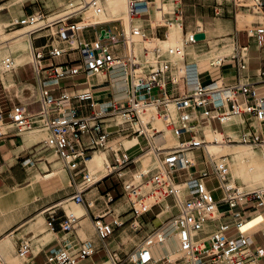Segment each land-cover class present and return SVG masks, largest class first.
<instances>
[{"label":"built area","instance_id":"built-area-1","mask_svg":"<svg viewBox=\"0 0 264 264\" xmlns=\"http://www.w3.org/2000/svg\"><path fill=\"white\" fill-rule=\"evenodd\" d=\"M79 2V6L87 4L86 0ZM231 2L235 9L260 10L264 21V0ZM91 3L96 6V0ZM152 3L153 0H130V27L122 20L97 23L91 26L103 27L93 39L81 35L91 26L80 28L79 21L69 22L76 16L74 13L60 18L55 23L57 29L50 33L47 51L44 47H34L31 41L30 64L39 88V110L32 113L23 104H15L5 111L0 106V137L10 135L13 129L19 133L34 128L44 129L47 134L45 147L55 150L64 163L69 185L73 188L70 199L83 205L87 211L93 209L97 202L104 205L103 210L92 217L96 238L82 240L75 250L67 243L53 247L46 254L45 264H78L80 260L98 253H104L113 264H127L118 250L112 247L111 236L128 223L134 230L153 226V221L144 223L141 217L157 206L160 211L156 218L166 206L171 208V215L166 223L164 221L148 230L137 248V258L131 255L130 264H173L168 256L156 260L153 251L157 241L173 233L182 250L181 257L177 259L179 263L262 264L264 247L257 243L255 236L258 233L264 236V230L246 235L242 226L249 221L250 215L264 218V191L242 192L229 184L230 162L207 152L205 126L212 119L223 125L230 115L241 116L244 118L240 123L241 142L264 147V91L256 83L242 81V71L244 74L248 70V57L242 60L234 57L238 80L226 85L217 80L203 83L195 72L194 64L185 60L174 63L161 55L154 44V37L134 23L136 18L149 12ZM36 14H26V18L13 25L29 24ZM176 17L183 18V12L178 9ZM48 26L52 27L48 23L30 30V36ZM247 33L248 37H255L258 44H264V23L253 32L247 30ZM194 42L193 36L187 33L184 43ZM183 49L184 45L176 46L170 49V53H181ZM152 54L157 58L155 65L147 63L148 56ZM63 58L67 60L62 61ZM46 59H49L47 64ZM58 59L62 60L57 63ZM142 64L147 65L145 74L138 72ZM2 66L0 78L6 72L15 73L20 65L16 66L14 58L7 56ZM116 67L122 69L129 83L128 95L122 100L114 97L110 79V73ZM99 74H105L101 84L91 83L90 78ZM261 76L264 79V69ZM78 78H84V81L78 83ZM64 80L72 82L63 84ZM98 86L109 90L108 96L97 95ZM239 96L243 101H239ZM171 105L175 113L171 111ZM151 107L156 111L149 115ZM156 120L162 122L163 128L156 124ZM253 121L257 122V127ZM164 129L177 136V147H156L153 139H160ZM123 133L125 137L142 138L156 158L157 166L150 175L151 170L142 173L138 180L122 182L123 197L127 198L129 206L128 210L117 212L112 204L118 199L110 190L98 196H87L107 176L95 180L87 161L97 150L109 149L114 161L111 173L116 171L122 178L124 169L136 161L128 154L127 148L121 152V147L110 146L112 137ZM226 137L229 142L235 141L228 135ZM194 152H200L199 161L190 155ZM196 165H203L198 172L192 171ZM209 177L219 181L224 194L221 198L215 199L213 189L208 188L206 179ZM220 202L226 204L228 211L216 216ZM79 220L66 211L61 217L57 216V210H52L47 224L54 230L55 223L59 222L62 231L72 233ZM208 224L211 229H206ZM169 225L173 227L171 232L166 231ZM16 250L25 264H36L32 261L35 254L30 237L21 239ZM0 264L7 263L0 257Z\"/></svg>","mask_w":264,"mask_h":264},{"label":"crops","instance_id":"crops-1","mask_svg":"<svg viewBox=\"0 0 264 264\" xmlns=\"http://www.w3.org/2000/svg\"><path fill=\"white\" fill-rule=\"evenodd\" d=\"M25 1H27V0H9L7 3H3L2 5H0V7L6 8V6H5V4H6L7 6L13 8V12L15 10H18L20 13H22L24 16H26V14H32L34 12V8L32 6H30L28 8L26 7V9L24 10L23 4ZM33 1H36V0H33ZM52 1L57 4V2L63 3L66 0H52ZM86 1L88 2L90 0H86ZM98 1L106 4V0H98ZM173 1L178 2L179 0H173ZM180 1H182V0H180ZM129 2H130V0H128L126 2V12H125L126 20H123V18H120L119 15L116 17H113V16L117 15V13H120V15H123L124 14V8H123L122 10H118L115 13H110V14L107 13L106 16H104V17L109 18V19L106 21H102V22H98V21L94 20V18L99 15V14H97L94 16L93 22H92L85 15H86V13L93 11V9L83 8L84 5L79 6L78 5L80 3L79 0H69L70 5H68V6H70V8L78 6L77 8L72 9L74 11H72L70 13H66L67 10H69L66 7L63 10H61L59 13L51 14L47 18H43L41 16L40 21H45V24H43V25L50 23L53 26L55 23L59 22L60 18H65L64 16H67L71 13H74L75 15H78L79 13H83L82 19L78 22L79 26L87 27V26H91V25H94L97 23L109 22V21H113V20H122L123 23L127 27H130L131 23H130V18H129V14H128ZM222 3L223 2H220L219 4H222ZM164 4H166V9H171L172 5H173L171 0H153V3L150 7L149 12L141 15L140 18H136L134 20V23L136 26H142L147 34H149L151 37H154V39H153L154 44L158 47L161 55L170 59L174 63H176L177 61H180V60H182V61L185 60L189 64H194L197 68L199 78L203 83H208L210 81L217 80L220 83H223V84L225 83L226 85H228V84H234L238 80L237 61H236V59L234 60V58H233V56L235 54L236 47H237V45H239L241 47L247 46L248 47V70L244 73V77H245L244 82L256 83L257 84L256 86H258L259 89L264 91V82L261 83V81H264V79L261 76L262 70L264 69V44L260 45L256 42H253V41L249 42L250 40H248L249 43L246 45H243L241 43V37L239 36V34L242 30H248L249 28L257 27L256 26L257 23H259V22L262 23L263 22L262 15H260L258 12H256L255 14L249 15L248 17H246L245 15H241V14L239 15V18L236 19L234 36L230 37V40L233 41V44H234L233 47H235V50H234V48H231L232 47V45H231V46L216 47L213 51H205V49H202V44L200 43L201 40H197V42H195L193 44H185L186 46L190 45L189 46L190 48H188V49L184 48L181 51V53H175L174 54V53H170V50H166L164 52L162 50L160 44H163L165 49H167L166 40L168 39L170 41V43H172V48H175L176 46H182L181 40L183 37L185 38L187 33L188 34L193 33V34H197V35L198 34L201 35L202 33H204V34L208 35V31L203 27V23L201 21H199L195 27H193V25L191 24L186 31L184 28V23H183L182 17H179L178 19H176L175 24L172 23V21L166 20V15L163 14V12L165 10ZM58 7H61V5H58ZM78 10H80V11H78ZM63 13H66V14H64L62 17H60V15H62ZM159 14H160V16H159ZM110 15H111V17H110ZM159 17L161 18V20H163L165 22V24L163 22H160ZM36 24H30L29 26L34 27ZM43 25H41V26H43ZM37 27H40V26H36L34 28H37ZM49 27L50 26L45 27V28L33 33L31 36H30V30H32L34 28L29 29L26 34H28V37H29L28 41L30 42V45L28 46L29 48H27V50H24L22 52L25 61L23 63L17 65V66H19V65L20 66L17 68L15 73H11L9 75H7V74L3 75L2 74V77L0 78V106L3 107L5 109V111H9V109L12 106H14L15 104H23L32 113H35L39 110V108H40L39 88L37 85V80L35 78L32 66L29 62L30 61L29 57L31 58V53H30L31 41H32V44L34 47H44L45 51L48 50V49H46V45L49 44V42L51 40L50 39V33L54 29V27H52V28H49ZM102 27H103L102 25L91 26V27L85 29L83 32H81V35H83V37H85V38L93 39L95 37V35L97 34V32L100 29H102ZM6 28H8V27H6ZM4 33L10 34L9 32H6V31ZM222 40H225V39H222ZM2 50H4V52H0V56H2L4 54L9 55L10 51H12L14 53L19 52V51L14 50V47L13 48L5 47ZM227 50H232V52L229 56L221 58L219 62H213L218 58V56L220 57L221 53H223ZM253 57L256 59L254 62L255 66L251 67ZM156 62H157V58L153 54L148 56L147 63L155 65ZM234 62H235L234 67L224 66V65H228V63H234ZM45 63L46 64L49 63V59H46ZM28 64H30V66H28ZM211 65L213 67H211ZM142 66L147 71V65L142 64ZM217 66H219V68L215 69V67H217ZM221 66H222V68H220ZM21 68H28L29 71L31 72V75L27 78H22L20 76V69ZM233 68H234V71H232ZM104 77H105V75H94L90 78V82L94 83L95 85H100L101 81ZM123 78L125 79V83H126V87L124 89H121L120 87H118L117 80H115L111 83L113 86V90H114V97L117 100L124 99L126 97V94H127V90H128L127 76L124 75ZM83 81H84V78H82L78 81L76 80V82H78V83L79 82L81 83ZM100 88L101 87H99V86L96 88L97 89L96 90L97 95H100L103 97L108 96L107 93H110V91L105 90V89H100ZM170 108H171V111L173 113H175L174 107L170 106ZM215 113L216 112L213 113L214 116H215ZM229 117H233V120H231L232 121L231 127L238 125L239 131H240V123L244 122V118H242L241 116H238V115H230ZM214 121L215 120H213V119L210 120V122L207 123L205 126L206 142H222V143H225V142H227L226 135L230 136V135L236 133V130H234V133H230L228 131V127L225 126V123L222 125L223 129H219L217 127H214L213 126ZM156 124L159 127L163 128L162 127L163 124L160 120L158 122H156ZM160 124H162V125H160ZM253 125L255 127H257L258 124H257V122L253 121ZM168 132H171V131L164 129V135L160 139H157L156 142H154L156 147H164L166 149H172L173 148L172 145L175 143H178V138L175 137L174 134L172 136ZM15 135H17V133H15V134L12 133L8 136L0 137V171H1V179L0 180L2 181L0 186H3L1 189L4 190V191H2V193H6L7 192L6 190H8L9 188H14V186H16V185H13V186L7 185V184H10V181L21 183L23 181H27L28 179H30L33 174H38L36 172H33L34 170L32 171L31 166L28 169V166L29 165H35L36 164L35 162H33L32 164H29V165L27 163H23V165L24 164L26 165V170L24 171L22 166H18V162H17V164H13L12 161L15 160L14 156L19 155L24 150L31 149L33 147H36L41 142H44L45 139L43 141H39L41 138H43L42 131H38V132L31 131V132L27 133L26 136H24L23 138L21 137L20 139H15L14 138ZM121 136H123V134L115 135L112 137L111 142H110V144H111L110 146L112 148H115L114 144L119 143L117 138L121 137ZM208 137H210V138L213 137V138L210 140ZM134 138L136 139V142H134L127 149H128V154L131 157L137 158L136 159V162H137L139 160L138 159L139 151L141 152L144 150V148L141 145V142H144V140H142V138H136V137H134ZM163 138H165V139H163ZM215 139H218V140H215ZM219 139H221V140H219ZM235 142H236V140H235ZM138 143H140V144H138ZM144 143H146V142H144ZM121 145H124V144L123 143L119 144V146L121 147V152H123L126 149V147L124 145L125 148H123ZM245 145H247V144H245ZM223 146L230 149V148L234 147L235 144H233V145L223 144ZM146 147H148L147 144H146ZM116 149H118V148H116ZM31 152H33V151L31 150ZM98 152H103L106 154V157L108 160L106 163V166H107V168L110 169L108 173L103 174V170L96 167V169H95L96 174L101 171V176L98 178V180H99V179L103 178L104 176L108 175L109 173H111L113 171V165L111 164V162L108 159L109 157L112 158V151L111 150L97 151V152H95V154ZM147 152L152 154L151 151H147ZM190 155L193 156L194 160H196V161H199L201 159V154L199 152L198 153L194 152ZM22 156H23V154L20 155L18 158H21ZM29 159L33 161L32 158H29ZM39 160H40V158H39ZM147 161L149 163L146 165ZM149 164H150L149 160H147V159L143 160L141 162V168H143L142 170H145L146 168L148 169ZM88 165H89V163H88ZM2 167H4L5 169L2 170L1 169ZM89 168H90V166H89ZM53 170H55L54 167H53ZM142 170H141V172H142ZM59 172L61 173V171H59ZM141 172H139V174H136L137 178L140 177ZM109 179L110 178L106 179V181H110ZM102 184H103V182L99 183L95 188L98 190L99 193H101V192L105 193L106 191H108L106 188L102 187ZM17 185H19V184H17ZM57 190L54 192H57ZM54 192H51V193H54ZM118 201H119V199L117 200V202ZM117 202L112 204V208H114L116 210H121L122 206L119 208H116V206H118ZM24 206H25L24 204H21V206H19L16 211L8 214L5 222L4 223L0 222L2 227L3 226L5 227V225H8V224H12L18 218V216H21L22 214H24V212H25ZM55 207H58V206L53 205V206L48 207V208L53 209ZM103 208H104V205L102 204V202H98L97 205L91 210L87 211L85 208V213L82 216H80V220L78 223L79 227H80L79 231H80V229H82L84 234L86 233V235L88 237L92 236L93 232H94L93 231L94 224L89 219L87 214L89 213L90 217H93L94 213L100 212L101 210H103ZM166 209H171V208L167 207ZM8 210H15V207L8 208L6 205L4 206L0 202V215L4 214L5 213L4 211L7 212ZM225 210H227V208L225 206H221L220 211L223 212ZM46 212L47 211H45L44 213H46ZM42 214H43V212H42ZM162 214L163 213L159 214L157 218L155 217L156 216L155 215L154 216L155 219H151V220H153L154 224L159 223L161 221L160 215H162ZM250 214H252V213H250ZM145 215H143L141 217V221L144 223L146 222V220L144 219ZM8 220H11V221L9 222ZM28 222H30L31 225H29V231L27 233H29V232L35 233L34 229H36V226H34L32 224L31 220H29ZM147 222H150V220H148ZM55 226H56V228L47 234H45V232L37 233L38 234L37 236H41L38 239L39 240L38 245H37V242H35L33 239L34 234L30 237V239L32 241L33 253L35 254L33 259H32V261H34V263L39 264L37 262L38 257H40L41 255L46 257V254L49 252V250L52 249L53 247L57 246V245L59 246V245L65 244V243H67L68 240L71 241L74 238L76 239V241L78 243H80L83 240V239H81L82 237L80 236V233L78 232L77 228L74 232H72L74 234V238H70L72 236V235H70L71 233H66V232L62 231L59 227V222H56ZM6 227L2 228V230L3 229L4 230L0 233V236L5 231H7L9 229V228L7 229ZM30 228L33 230H31ZM260 229L264 230V218L254 214V215H250L249 221H247L246 226L243 228L242 231L246 235H252V234L256 233L257 231H259ZM144 232H146L145 229L143 231H141L140 233H138L136 236L139 237L142 235L141 237L143 238L145 236ZM14 233H15V231H14ZM42 234H45V235L42 236ZM62 234H64L63 237H61ZM17 236L18 235H16V234L14 236L15 249H16V245H18L19 241L22 239L21 237H17ZM8 237L10 239H12V233L1 237L0 241L5 239V238H8ZM47 237H50V240H48L47 242H44V240ZM42 241L44 242V244L40 245V242H42ZM259 245H261V244H259ZM37 246H39L40 248L36 250ZM261 246H263V245H261ZM177 248H178V246L176 245V246H174V248H173L174 250H172V251L165 250V251H162L161 254L156 252L155 253L156 258L160 259L164 256H168L170 253L175 252L177 250ZM12 250H13V239H12V244H11L10 249H9V254L14 256L12 253ZM155 251H156V248H155ZM16 255H17V253H16ZM96 255H101V254L98 253ZM96 255L82 259V260H80L81 262L80 261L79 262H80V264H97L98 262L107 259L104 256H100L99 258L96 259L95 258ZM179 256H180V254H176L172 257H169V256L168 257L173 264H178L177 259ZM0 257L3 258V260L5 261L4 257L1 256V254H0ZM45 261H46V258H45ZM24 264H25V262H24ZM42 264H45V262ZM179 264H182V263H179Z\"/></svg>","mask_w":264,"mask_h":264},{"label":"rangeland","instance_id":"rangeland-1","mask_svg":"<svg viewBox=\"0 0 264 264\" xmlns=\"http://www.w3.org/2000/svg\"><path fill=\"white\" fill-rule=\"evenodd\" d=\"M8 1L9 0H0V5H2L3 3H7ZM171 1L173 3L171 9H166V4H164L165 10H164L163 14L166 15V20L172 21V23L175 24V20L178 19L176 17L177 10L179 9L183 12V23H184V28L186 31L191 24L193 25V27H195L197 25V23L199 21H201L203 23V27L208 31V35H206L204 33H202L200 36H197L196 34H194V35L197 38V40H201L200 43L202 44V49H205V51H213L216 47L231 46V45H232L231 48H234L233 47V45H234L233 41L230 40V37H233L234 33H235L237 14L240 13L241 15H245L246 17H248L249 16L248 14L251 13V10H248V9H240V8L235 9L231 0H182V1L179 0L178 2H174L173 0H171ZM248 1L250 2V0H248ZM220 2H223V3L219 4ZM100 3L101 2H99V4ZM58 5H61V7H58ZM68 5H70L69 0H66L63 3L57 2V4L55 2H53L52 0H36V1L27 0L23 4V9L25 10L26 7L28 8V7L32 6L34 8V12L37 13L36 16L41 15L43 18H47L51 14L59 13L61 10H63L66 7L69 9V10H67L66 13H70V12L74 11L72 9H75L78 7V6H76V7L70 8V6H68ZM5 6H6V8L3 7L2 9H0V18H1L0 19V38L1 39L0 40L1 41L6 40L8 38H11V37L16 36V35L21 34V33H26L29 29H32V28L37 26V24L34 27L29 26V24L24 25V26H14V25L9 26L13 22H16L17 18H19L21 20L22 18H26V16H24L18 10H15L13 12V8L7 6L6 4H5ZM100 7H101V4H100ZM216 7H218V9H217L218 13H216ZM125 8H124V14L123 15H120V13H117V15H115L113 17H116L119 15L120 18H123V20H126V17H125L126 9ZM66 13H63L62 15H60V17H62ZM97 14H100V15H98L99 17L97 16L96 18H94V16ZM103 14H104V10L102 9L101 13H94L93 11H90V12L86 13L85 16H87L89 18V20L92 19L91 20L92 22H93V18L95 21L102 22V21H106L109 19L106 17H101V15H103ZM82 16H83V13H80V14L76 15L75 17H73L71 20H69V22L80 21L82 19ZM159 16H160V14H159ZM110 17H111V15H110ZM159 20H160V22H163L165 24V22L163 20H161L160 17H159ZM56 26H57V24L52 26V27H54L53 31H55L57 29ZM256 26L257 27L261 26V22L257 23ZM6 27H8V28H6ZM52 27H49V28H52ZM5 31L9 32L10 34H5L4 33ZM247 35H248L247 30H242L239 34V36L241 37V43L243 45H246L251 41L258 43L257 39L255 37H248ZM222 39H225V40H222ZM248 40H250V41L248 42ZM184 41H185V38L183 37L181 40V42H182L181 45L182 46L184 45L185 49L190 48L189 47L190 45L186 46ZM160 45H161V48L164 52L166 50H170L172 48V43H170V41L168 39L166 40L167 49H165L163 44H160ZM0 52H4V50H2V48H0ZM30 53H31V51H30ZM7 56H9V55L4 54V55L0 56V69H2V60ZM29 60L30 61L32 60V54H31V58L29 57ZM61 60L58 59L57 63H59ZM65 60H67V59L63 58L62 61H65ZM234 60H235V58H234ZM255 60L256 59L253 57L251 67L255 66V64H254ZM213 62H215V61H213ZM234 65H235V62L234 63H228V65H224V66L234 67ZM28 66H30V64H28ZM222 66L220 68H222ZM211 67H213V66L211 65ZM217 68H219V66L215 67V69H217ZM232 71H234V68L232 69ZM6 74L9 75V74H11V72H6L3 75H6ZM30 75H31V72L29 71L28 68H21L20 69V76L22 78H27ZM123 75H124V73H123L122 69L120 67H116L110 73V79L113 82L116 79L119 80L122 77H124ZM78 80H80V79L78 78L77 81ZM70 82H72V80H64L63 84H68ZM239 101L240 102L243 101L242 96H239ZM213 126L219 128V129H223V126L218 125L216 120L213 122ZM234 130H236V133L232 134L230 136L234 140H236V142H225L224 144L233 145V144L241 143L240 142L241 137H240V131H239L238 125H235L233 128H228V131L230 133H234ZM34 131L38 132L40 130H34ZM25 132L26 131L19 133L16 129H13L10 132V134L19 133V134L15 135L14 138L20 139L21 137L23 138L24 136L27 135V133H29V132H26V133ZM42 133H43V138H41L39 141H43L46 138L45 132L42 131ZM168 133H170L173 136L172 132H168ZM123 136H124V133H123ZM185 137H187V136H185ZM132 138L133 137L131 136L128 139H132ZM208 138L210 140L212 139L210 137H208ZM125 139L126 138L122 139L123 142H119V143L114 144V147L119 148L120 147L119 144L123 143L125 145V147L128 148V146L126 145ZM183 139H184V137H183ZM215 140H218V139H215ZM219 140H221V139H219ZM178 143L173 144L172 147L175 148L178 145ZM215 143H222V142H215ZM242 144H244V143H242ZM141 145L144 148V150L141 152L139 151V153H138V155H139L138 159L139 160L137 162L135 161L134 163H132L131 165L127 166L124 169V173H123L124 176L122 178H120L118 176L117 172L114 171L113 173L107 175L105 178H103V180H101L99 182V183L103 182L102 187L106 188L107 190H110L112 192V194L115 196V198L119 199V201L117 202L118 206H116V208H119L122 206V209L117 210V212H124V211L128 210V206H129L127 198L123 197L124 191H123L122 182L126 181V180H131V179H134V180L139 179V177L138 178L136 177V174H139V172H141V170L143 169V168H141V162L143 160H146V159L149 160L150 164L148 166V169L146 168L145 170H142L141 174L151 170V172H149V175H150L154 171V168L157 166L156 158L153 156V154L147 152V151H149V148L146 147V143L141 142ZM247 145H248L247 147L251 151H254L256 153H262L264 155V150L262 147H254L250 144H247ZM31 150L33 152H31ZM99 151H106V150H99ZM22 154H23V156L21 158H18ZM14 157H15V160L12 161L13 164H17V162H18V166H22L24 171L26 170V165L25 164L23 165L24 161L28 158H32L33 162H35L36 164L35 165H29L28 169L31 166L32 171L34 170L33 172L38 173L37 175H39V176L41 174L40 177L42 179H44L43 177H46L49 173L61 171V173L59 172L58 173L59 175L56 176V177H60V183L57 185V187L54 190H50V191L35 190L34 193H31L30 195H28V197L25 200H22L16 204H12V206L15 205L14 206L15 210H8L6 213L0 215V222L4 223L8 214L16 211L17 208L19 206H21V204L25 205L24 206V211H25L24 214H22L21 216H18V218L12 224L5 225V227L7 226L6 228L7 229L9 228V229L7 231H5L0 236V238H1L7 234L12 233V239H13L12 253L16 258H18L21 261L22 264H24V260L19 258L16 255L17 250L15 249V240H14L15 234L18 235L17 237H21L22 239L29 238L34 234L33 239L35 242H37V245H38V243H39L38 239L41 236H37L38 235L37 233H43V231H45V234H47V233L53 231L47 224L50 211L57 210V216H63L65 214V210H66L67 214H69V213L71 214V212H74L77 208H79L81 206H78L69 200L71 195H72L73 188L70 187V185H69L68 174L65 171L62 162L58 159L55 152H53V149H47V147H45V145H44V142H41L36 147H33L31 149H26L23 152H21L19 155H16ZM214 157L215 158H226L229 160L230 168H231L230 183L232 180L233 181L232 184H234L233 186L239 187V189H241L244 192H252L255 190H259V189L264 190V186L258 185V186L248 187L246 185H242L239 182V180H237V181L233 180V178H232L233 174H234L233 171L235 169L233 167H236V169H238L236 165L232 164V161L234 159L233 158V152H230V151L222 152L220 154L214 155ZM39 158H40V160H39ZM108 159L111 163L113 162L112 163V165H113L114 164L113 159L110 157ZM135 159H137V158H135ZM148 163L149 162L147 161L146 165ZM243 163H245V162H243ZM89 166H90L91 172L94 173V175H95V179L98 180V178L101 176V171L96 174V171H95L96 167L92 166L90 163H89ZM202 166L196 165L192 168V171L198 172L202 168ZM53 167L55 168V170H53ZM98 168H100V167H98ZM1 169L4 170L5 168L2 167ZM33 175H35V174H33ZM108 178H110L109 179L110 181H106V179H108ZM30 180H31V178L28 179L27 181H23L21 183L10 181V184H7V185H9V186L16 185V186H14V188H9L6 191L10 192L11 189L18 190L20 188L28 189ZM206 182H207L208 188L213 189V196L215 199H219L224 195L223 190L219 187L220 183L215 177L207 178ZM1 183H2V181L0 180V184ZM17 184H19V185H17ZM2 187L3 186H0V192L4 191L1 189ZM56 190H57V192H54ZM261 190H259V191H261ZM51 192H54V193H51ZM95 193L97 194V196L100 194H103V192L99 193L98 190L95 189V187H94L88 193L87 196L88 197H91V196L94 197ZM35 194H38V195L35 199H33V195H35ZM169 202H171V199H169ZM53 205L54 206L57 205L58 207H55L53 209L48 208V207H51ZM244 205H246V204L244 203ZM159 210H160V208L157 206L154 208V210L147 213L144 216V219L146 220L145 223H147L148 220L153 221L151 219H155L154 216L156 215V213H158ZM170 210L171 209L165 208V211L163 212V214L160 215L161 221L159 223L154 224L153 226H158L159 224L161 225V223L164 221H165L164 223H166L167 220L169 219L170 215H171ZM45 211H47V212L44 213ZM169 211H170V213H169ZM42 212H43L42 217L43 218L46 217V218H44V220L46 222L43 221L42 225H40L39 227H36V229H34L35 233L34 232L33 233L32 232L27 233L29 231V225H31L30 222H28V221L31 220L32 218H34L39 213H42ZM72 214H74V213H72ZM123 215H127V214H123ZM76 216H78V215H76ZM87 216L93 222V218L90 217L89 213L87 214ZM8 221L10 222L11 220H8ZM93 224H94V222H93ZM153 226L150 227V225H149L150 228L148 226L147 227L143 226L140 230H134L130 227L129 223L126 224L124 226V228L117 229L115 231V233L111 236L110 240L112 242L111 243L112 247L118 250L122 259L127 261V264H130L129 259L132 258L131 255L134 252H137V250H138L137 248L144 238V237L143 238L141 237L142 235L139 237H137L136 235L138 233H140L141 231H143L144 229L146 230V232H144V234L146 235L148 233V230H151ZM5 227L4 226L2 227V225L0 223V233L4 230V229L2 230V228H5ZM76 228H77L78 232L80 233V236L82 237L81 239H83V240L87 239L88 236L86 235V233L84 234L82 229H80V231H79V228H80L79 224H77ZM40 229H41V231H40ZM94 229H93V231H94L93 235L88 237V238H92V239L96 238V234H95ZM31 230H33V229H31ZM14 231H15V233H14ZM45 234H42V236ZM70 235H72L70 238H74L73 233H71ZM63 236H64V234L61 235V237H63ZM255 237H256L257 243L264 246L263 234L258 233ZM48 240H50V237H47L44 240V242H47ZM71 241L73 242V246H74L71 248L73 250H75L79 246V243L76 241L75 238L72 239ZM44 242L43 241L40 242V245H43ZM16 248H17V245H16ZM39 248L40 247L37 246L36 250ZM100 254L101 255H96L95 258L97 259L100 256H104L105 258H107L105 260L100 261V263L101 262H108L109 264H112L111 260L104 253H100ZM181 255L182 254H180L178 259L181 257ZM3 257H4L5 261L7 262V264L8 263L10 264L9 260L5 256H3ZM28 260H29V258L27 259V261ZM37 262L39 264L44 263L45 257L43 255H41L40 257H38ZM177 263L179 264V262H177ZM161 264H169V263H167V262L163 263L162 262ZM262 264H264V260L262 261Z\"/></svg>","mask_w":264,"mask_h":264},{"label":"bare ground","instance_id":"bare-ground-1","mask_svg":"<svg viewBox=\"0 0 264 264\" xmlns=\"http://www.w3.org/2000/svg\"><path fill=\"white\" fill-rule=\"evenodd\" d=\"M127 1L128 0H106V4L100 3L101 4V7H102L101 8L98 0H96V6L93 3H91L92 0H90V1L87 2L86 5L83 6V8H91V9H93V11L95 13H101L102 12V9H103L104 10V14L101 15V17H104V16H106L107 13L108 14L115 13L116 11L122 10L123 8H125L126 7L125 5H126V2ZM2 8L3 7H0V9H2ZM256 12H258L260 15H262V12L260 10H255V12H251L248 15L255 14ZM239 15H240V13L237 14L236 19L239 18ZM262 17H263V15H262ZM19 20L20 19L17 18L16 19V22L19 21ZM40 20H41V15H38V16H36L34 18V21L33 22L29 23V25L30 24H36L37 23V26H41V25L45 24V21H40ZM14 23L15 22H13L12 24H10L9 26L13 25ZM262 23H264V21ZM79 27L80 28H84L85 26H79ZM255 28L256 27L249 28L248 30L250 32H253L255 30ZM26 33L18 34L16 36H13V37L8 38L6 40H2L0 42V48H2V49L5 48V47H9V48H13L14 47V50L19 51V52H15V53L12 52V51L9 52V56H13V58L15 59L14 60V64L16 66L18 64H21V63H23L25 61L22 52L24 50H27V48H29L28 46L30 45V42L28 41L29 40V37H28V34H26ZM188 35L189 36H193V38L195 39V42H197V38L195 37V35L193 33L192 34H188ZM197 36H200V35L198 34ZM187 44H193V43H187ZM234 50H235V47H234ZM231 52H232V50H227V51L221 53L220 54V57L218 56V58L215 60V62H219L221 58L226 57V56H229L231 54ZM234 57H239L241 60L247 58L248 57V47L247 46L241 47V46L237 45L236 50H235V54H234L233 58ZM195 68H196V66H195ZM138 72H141L142 74H145L146 70L141 65L140 68L138 69ZM195 72H197V68H196ZM99 75H105V74H99ZM244 80H245V77H244V74H243V71H242V81L244 82ZM117 85L121 89H124L126 87L125 79L122 77L121 79L117 80ZM127 87H128V90H129L128 78H127ZM128 90H127L126 97L128 95ZM171 106H173V105H171ZM155 111H156V109H154L153 107H151L149 109L148 114L149 115H152L153 114L152 112H155ZM231 120H233V117H228V119H226L224 121L226 127L233 128V127H231L232 126V124H231L232 121ZM158 121L159 120H156L155 122H158ZM160 125H162V124H160ZM34 130H40V131L45 132V130L42 129V128H34V129L28 130L26 132H31V131H34ZM163 133H164V130H163ZM174 136H175V134H174ZM132 137H133L132 139H128L130 137L121 136V137H118L117 139H118V142H123L122 139L123 138H126L125 139V142H126V145L129 147L134 142H136V139L134 138L136 136H132ZM175 137H177V136H175ZM163 139H165V138H163ZM153 142H156V140L153 139ZM227 142H229V141H227ZM233 142H235V141H233ZM240 142H241V140H240ZM242 143H244V142H241L239 144H235V146L233 148L228 149L227 147H224L223 146L224 143L207 142L206 145H205V147H206L207 152L209 154L213 155V156L214 155H217V154H220L222 152H227V151L233 152V158L234 159L232 161V164L236 165L237 168H238V169H236V167H233V168H235L234 171H233V173H234L233 174V177H232L233 180H235V181L239 180V182L242 185L245 184L248 187L258 186V185L259 186H264V155L262 153H256L254 151H251L247 147V145H245V144H250V143H244V144H242ZM250 145H252V144H250ZM121 146L123 148H125L124 145H121ZM157 148L166 149L164 147H157ZM262 148L264 149V147H262ZM47 149H50V148H47ZM100 150H104V149H100ZM108 150L109 149H107L106 151H108ZM97 151H99V150H97ZM53 152H55V150H53ZM55 154L57 155L56 152H55ZM94 154H95V152H94ZM94 154L87 161V166H88L89 171L91 172L88 163H90L94 167H100V169L103 170V174L108 173L110 169L107 168V166H106V163L108 161L107 160V157H106V154L103 153V152H98L95 155ZM57 157H58V155H57ZM58 159L62 162V160L59 157H58ZM243 162H245V163H243ZM26 163L29 165V164H32L33 161L30 160V159H28ZM62 164H63V167H64V163L63 162H62ZM64 169H65V167H64ZM58 173L59 172L49 173L46 177H43L44 179H42L40 177L41 174H40V176L37 175V174H35V175H33L31 177V180H30L29 188L28 189H22V188H20L18 190L11 189L10 192H6V193L0 192V202L4 206L6 205L8 208H11V207L13 208L15 205L12 206V204H16V203H19L22 200H25L28 197V195H30L31 193H34L35 190H38V191H50V190H54L57 187V185L60 183V177H56L57 175H59ZM91 174H93L94 179H95L94 173L91 172ZM232 183H233V181L231 180V183L229 182V184L231 186H233L234 184H232ZM239 190L242 191L241 189H239ZM259 190H261V189H259ZM259 190H255V191H259ZM261 191H264V190H261ZM242 192H244V191H242ZM37 195L38 194L33 195V199H35L37 197ZM69 200L73 202V200H71V199H69ZM73 203H75V202H73ZM75 204L78 205V206H81V207L77 208L74 212H71V214L69 213L68 215L75 216V217L80 218V216H82L85 213V208L83 207V205H80V204H77V203H75ZM221 206H225L227 208V206H226V204L224 202H220L218 204V209H217L216 214H215L216 216H219V215H221V214H223V213H225V212L228 211V208H227V210L221 212L220 211ZM167 207L168 206H166V208ZM50 209H52V208H50ZM4 212L6 213V211H4ZM72 213H74V214H72ZM76 215H78V216H76ZM42 216H43L42 213H39L34 218H32L31 219L32 224L34 226H36V227H39L40 225H42L43 224V221H45L44 220L45 217L43 218ZM246 223L247 222H245L244 225L242 226V230L246 226ZM172 229H173L172 225H169L167 227L166 231L167 232H169V231L171 232ZM206 229H211V226L209 224L206 225ZM40 231H41V229H40ZM43 232H45V231H43ZM11 244H12V240L9 237L1 240L0 241V254L2 256H5L9 260L10 264H21V262H20V260L18 258H16V257L12 256L11 254H9V249H10ZM67 244L69 246H71V247H74L72 241H69L68 240L67 241ZM176 245L178 246L177 250L175 252H173V253H170L168 255L169 257H172V256H174L176 254H182L181 246H180V243H179V241H178V239H177V237H176V235L174 233L172 235H170V236H163L162 239L160 241H157L155 243V245L153 246V251H154L155 259L158 260L156 258V254H155L156 252H158L159 254H161L162 251H165V250L172 251V250H174L173 248ZM155 248H156V251H155ZM137 256H138V252H134L132 254V257L134 259L137 258ZM80 262H79V264H80ZM97 264H109V263L108 262H101V263L98 262Z\"/></svg>","mask_w":264,"mask_h":264}]
</instances>
